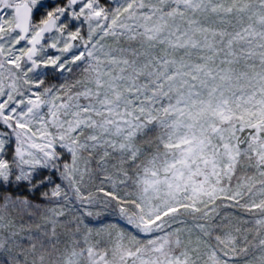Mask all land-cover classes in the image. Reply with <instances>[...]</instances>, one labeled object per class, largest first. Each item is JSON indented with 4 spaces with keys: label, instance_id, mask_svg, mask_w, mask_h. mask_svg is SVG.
<instances>
[{
    "label": "snow or ice",
    "instance_id": "1",
    "mask_svg": "<svg viewBox=\"0 0 264 264\" xmlns=\"http://www.w3.org/2000/svg\"><path fill=\"white\" fill-rule=\"evenodd\" d=\"M0 264H264V0H0Z\"/></svg>",
    "mask_w": 264,
    "mask_h": 264
}]
</instances>
